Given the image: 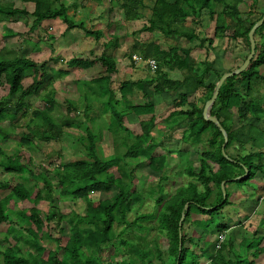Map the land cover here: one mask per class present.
<instances>
[{
	"label": "trees",
	"instance_id": "obj_1",
	"mask_svg": "<svg viewBox=\"0 0 264 264\" xmlns=\"http://www.w3.org/2000/svg\"><path fill=\"white\" fill-rule=\"evenodd\" d=\"M30 1L35 3L31 12L34 20L25 33L27 36L37 33L44 20L61 17L67 29L78 26L96 41L101 39L102 30L85 27L83 22L76 24L73 21L63 0ZM97 1L101 3L103 0ZM109 1L112 7L118 5L123 11V23L139 20L143 11L149 8L146 0ZM259 2L260 0H153L149 17L140 31H158L167 39L174 40V36L179 38L168 48H161L153 41H136L132 45L131 52L139 53L137 55L144 59L157 60L155 75L146 80L125 79L120 82L119 87L112 88L111 76L117 71V64L115 57L105 52L92 59L72 57L67 60L72 67L88 69L99 65L104 68L106 74L94 77L90 82L94 84L92 87L101 85L100 90L94 89V93L107 98L103 100V104L105 110L111 113L108 123L110 131L114 134L119 130L127 131L123 124L126 113H134L139 118L141 133L126 147L123 154L109 158L98 155L96 141L101 133L94 132L89 125L92 120L86 115L89 104L83 110V119L79 118L78 111H75L77 107L71 104H68L67 116L61 117L60 120L52 116L56 106V91L53 88L56 75L70 74L71 71L51 67L49 62L52 59L36 61L28 56L25 50L16 53L13 58L0 53V84L8 86L7 94L0 98V138L7 140L10 137L9 132L1 125L3 118H8L14 125L12 122L20 112L27 115L29 110L33 109L31 98L41 97L42 102L32 111L35 127L21 133L20 143L34 145L37 136L46 141L58 140L69 128L78 126L84 128L85 135L78 137L76 141L81 142L87 150L86 157L63 159L53 166L51 170L56 178L55 182L44 171L31 169L25 162L24 153H5V158L0 161V166L5 172L16 173L25 179L33 174L41 179L44 188L34 190L35 187H29L22 181L13 183L6 180L0 183L3 188H9L8 194L0 198V226L9 224L8 233L4 236L7 245L0 250V264H111V261L105 258V250L113 248L118 250V256L121 255V248L129 254L128 258H119L120 264H152L150 253L153 248L158 253L157 260L164 263L159 243L150 247L151 251H147L143 245L129 242L123 237L130 228H145L143 221L154 218L157 219L159 234L168 239L166 252L173 259L169 264H185L189 244L198 236L196 233L189 236L184 233L187 218H192L193 222L198 223L201 215L205 217L220 213L233 201L230 200L229 184H243L256 179V182L259 180L257 183L264 187V92L260 93L258 89L260 84H264V74L260 71V67L264 65V22L255 31L256 52L250 65L243 72L227 78L211 109L212 114L219 118L228 133L229 141L225 151L231 159L223 154L224 136L221 130L203 116L204 105L211 98L216 85V81L209 80L208 75L213 71L219 79L223 73L220 74L213 68L214 61H198L192 57L193 48L188 46L194 40H199L198 46L209 52L214 49V36L239 41L247 52L243 57L237 54L240 62L228 71L239 67L250 52L249 32L264 16V10H259ZM242 3L247 5L245 14L240 9ZM17 14L27 15L29 12L27 9L0 5L1 18ZM204 14L214 21L213 37L202 38L196 28L187 25L189 18L194 24H199ZM5 36H16V32L8 31ZM108 43L117 47V36H112L110 41L103 44L108 48ZM180 66L186 67L187 72L183 78H173L170 70ZM29 78L32 81L29 82ZM136 85H139L145 99L151 97L152 92L173 95L172 109L166 120L169 121L174 116L180 117V120L174 123L169 121L172 126H176L187 119L183 138H191L194 144H199L207 134L208 146L198 152L197 161L185 167L184 173L191 178L187 185L178 186L173 193H168L166 199L162 194L157 196L156 202L161 211L153 214L140 213L133 220H129L128 215L133 211L135 204L140 202L142 194L134 184V170L126 169L121 164H124L123 160L146 158L149 168L160 174L158 186L162 193L166 192L164 182L168 179L164 173L166 155L155 154L164 146V142L157 140L153 135V129L157 125L156 106L150 100L132 104L131 97ZM200 89L204 90L202 105L189 100L190 96ZM248 144L252 146V150L241 154V150L246 149ZM245 172V177L234 180ZM125 177H128L129 181H125ZM223 181H227L225 199L222 191ZM94 191H111V196L92 199L91 192ZM60 195L84 199L87 203L85 211L82 214L75 212L68 219V214L60 212L54 205ZM43 200L50 204L45 213L38 207L39 202ZM25 202H31L33 205L13 209L14 204ZM187 203L189 206L182 222V247L179 255V223ZM65 223L70 227L66 234ZM52 224L59 227L58 234L52 232ZM116 224L122 226V229L117 231ZM227 229L229 225L226 222L217 223L213 230L214 234L217 232L216 238H208L209 243H199L198 246L203 245L199 250L200 255L207 253L211 258L210 264H254L256 258L264 251V247L260 246L262 237L258 235L259 232L253 233L254 238L258 239L256 244L247 237L242 238L240 250L229 257L225 250L228 246L231 250L234 249L232 239L225 240L221 248H216L219 234L226 233ZM46 239L54 240L56 245L45 244ZM197 258L191 263L199 264V257Z\"/></svg>",
	"mask_w": 264,
	"mask_h": 264
},
{
	"label": "rangeland",
	"instance_id": "obj_2",
	"mask_svg": "<svg viewBox=\"0 0 264 264\" xmlns=\"http://www.w3.org/2000/svg\"><path fill=\"white\" fill-rule=\"evenodd\" d=\"M63 2L68 7V14L76 24L83 22L85 27L102 30L103 35L101 39L96 41L95 38L88 35L78 26L72 29H67V25L61 17L44 20L41 24V28L37 31L38 34L35 32L30 36H27L25 33L28 31L34 20V16L31 14L35 7L34 1L0 0V5H10L14 8L27 9L29 12L27 15H7L3 18L0 16V53L3 52L5 55L13 58L16 56V53H22V51L25 50L26 54L36 61L52 59L51 62H49L51 67L71 71L70 74H63L61 76L56 75V80L53 83V88L56 91V106L52 111V116H54L56 120H60L61 117L67 116V114H69L68 104H71L72 106L74 105L77 107V110L75 111H78L79 118L83 119V110L89 104V111L86 113L87 117L92 119L89 121V125L93 128L94 132L101 133L96 141L98 155L102 158L121 155L126 151V147L134 142L135 137L141 133L139 118L134 113H126L123 124L127 128V131L124 132L123 130H119L117 134L110 131L108 123L111 119V113L110 111L105 110L103 104V100H106L107 98L98 95V93H94V89L98 90L101 85H98L97 89L96 87H92L94 84L90 82L92 77L106 74L104 68L99 65H94L88 69L76 66L72 67L67 63V60H70L72 57L92 59L103 52L112 55L116 59L117 71L111 76V86L112 88H117L119 87L120 82L125 79H132L134 81L146 80L155 75V72L150 71L144 63H138L135 60V62L132 61L131 58H133V56L131 55L139 54L137 52H131L133 50L132 45L136 41H153L161 48H168L175 44V40H178L179 37L174 36L173 40L165 38L158 31H140V28L149 17L150 6H152L153 0H146V4L149 8L146 9L145 12L143 11V16L139 20L127 23L122 22L124 15L121 8L118 5L112 7L109 0H103L101 3L97 0H63ZM240 9L242 13L245 14L247 5L242 3ZM259 10H264V0H260ZM187 25L196 28L199 32V36L202 38L214 36V21H212L207 14L202 16V21L199 24H194L191 22V18H189ZM8 31L9 33L16 32V36L6 37L5 34ZM114 35L118 38V46L112 47L111 44L108 43L110 44L109 47H105L103 43L110 41ZM214 37V49L209 52L205 48L198 46L199 40H194L192 43H189L188 46L193 48L191 52L192 57L198 61L205 59L214 61L213 68L217 69L221 74L228 71L229 68H234L235 64L240 62V58H237V54L243 57L247 50H244V47L239 41L229 40L227 37ZM260 71L264 74V65L260 67ZM186 72L187 68L180 66L174 70H170V75L173 78H183ZM208 79L211 81H218V77L213 71L208 75ZM28 80L29 82L32 81L31 78ZM28 80L26 83H28ZM138 86L139 85H136L134 87V93L131 97L132 104H138L150 100L155 103L156 110L158 111L156 113V122L160 123L161 126L158 125V127L155 128L153 135L157 140H162L165 143V146L164 149H160V152L159 150L156 151L155 154L158 155L160 153H165L168 159H171L172 157L173 159L170 161L168 160L167 162L166 157L164 173H166L168 179L164 182L167 189L164 193L159 190L160 188L158 186L160 174L153 172L149 168V161H147L146 158L138 157L123 160L124 164H121L125 166L126 169L134 170V184L142 194L140 202H137L133 211L129 213V220H133L140 213L153 214L161 211V208L158 207L156 202L157 196L162 194L161 196L166 199L168 198V193H173L178 186L187 185L191 178L184 173L185 167L198 160V152H201L198 151L199 148L203 149L208 146L207 134L204 135L203 141L199 144H194L191 138H188L187 140L183 138L174 139L173 131H176L177 126H172L171 123L180 120V117H171L169 120L171 123L166 120L172 109L174 96L170 93H164L162 95L152 92L151 97L149 96L145 99ZM258 89L260 93H263L264 84H260ZM203 91V89H200L198 92L193 93L189 100L202 105ZM7 92L8 86L4 83L0 84V98L6 95ZM41 102V97H32V108L34 109V107L38 106ZM121 107L122 105L120 108ZM33 109H30L27 115L20 112L18 117L12 122L14 125L10 123L8 118H3L4 121L2 120L3 122L1 125L4 130L9 132L10 137L7 140L0 138V161L5 158V153L13 154L15 152H22L26 156L25 162L29 164L31 169L36 168L44 171L49 177L53 178L52 180L55 182L56 178L54 177L53 170H51L53 166L59 164L63 159L86 157L87 150L81 142L76 141L78 137L85 135V131L83 130V127L74 126L69 128L58 140L53 139L46 141L41 139L40 136H37L34 145L29 146L25 143H20L21 133L28 132V128L34 129L35 127L33 122V118L35 117L32 112ZM262 120L264 122V117ZM187 122L188 120L186 119L179 124H182L183 127ZM166 126L169 127V131L164 133L161 129ZM123 136H125V138H123ZM246 147V149L241 150V154L252 150L250 144ZM115 172L118 175L116 169ZM6 180H11L13 183L22 181L29 187H35L34 190L41 187L44 188L43 182H41V179H38L37 176L30 174L29 178L25 179L16 173L11 174L5 172L0 166V183ZM125 181H129V178L125 177ZM257 182H259V180ZM257 182L256 179L255 181L253 179L243 184H229L228 191L230 192V200H233L234 202L226 205L220 213L216 215L205 217L201 215L198 223L193 222L191 220L192 218L186 219L184 223V233L187 236L196 233L195 235L198 236L193 240V246H191V244L189 245L185 264H192L191 262L193 260L200 257L199 250L203 245L198 246L199 243H208L212 238H216L217 232L214 234L213 230L217 223L226 222L229 226L235 225L236 223L240 224L242 221L239 220L242 219V215L240 214L250 215V211L258 205V196L264 192V187ZM8 192L9 188H3L0 185V198L4 197ZM106 196H111V191L91 192L92 199L99 197L103 198ZM31 205H33L31 202L20 203L19 205L14 204L13 209H20ZM54 205L57 210H60V212L68 214L67 218L70 219L75 212L82 214L85 211L87 203L84 199H76L60 195L56 198ZM38 207L45 213L49 209L50 204L46 200H43L39 202ZM263 207L264 202L262 204L260 203L259 206L255 208V211L252 213L253 216H251V224L264 221V214H261V212L258 213V211L263 210ZM76 219H78V217ZM143 222L146 226L145 228H130L124 233L123 237L128 239L129 242H135L140 246L143 245L147 251H151L150 247L159 243L158 245L163 251L164 263H171L173 259L166 252L168 239L165 235H162L161 233L159 234L156 227L157 219L154 218ZM53 224L55 223L53 222ZM53 224L51 228L52 232L58 234L59 227ZM245 224H248V222ZM245 224L238 227V230L234 231V233L227 230V239L238 241L247 237L249 240L253 241V244H256L258 239L254 238L253 230H249L251 224L248 226ZM115 226L117 231L122 229V226L117 224ZM242 227L246 228L242 229ZM8 229V223H4L0 226V250L7 245L4 236L7 235ZM69 229V225L66 224L64 234H66ZM199 236L202 237L198 238ZM44 243L49 246L56 245L55 241L52 239H46ZM238 246L237 243L236 248H238ZM145 249L144 251H146ZM30 250H33V248H30ZM120 250L121 252L119 253H121V255L118 256V254H116L118 253L117 249H106L105 258L107 261H111V264H120L119 258L125 259L129 257V254H127L128 252H126L125 249L123 250V248H121ZM204 254L206 255L207 253ZM242 254H245V252H242ZM157 256L158 253L156 252V249L153 248L150 253L152 264H164L160 260H157Z\"/></svg>",
	"mask_w": 264,
	"mask_h": 264
},
{
	"label": "water",
	"instance_id": "obj_3",
	"mask_svg": "<svg viewBox=\"0 0 264 264\" xmlns=\"http://www.w3.org/2000/svg\"><path fill=\"white\" fill-rule=\"evenodd\" d=\"M264 22V16L262 18H260L254 25L253 27L251 28L250 32H249V39H250V52L248 54V56L245 58V60L243 61V63L231 70V71H226L224 72L221 77L218 79V81L216 82V85H215V88H214V91H213V94L211 96L210 99H208L204 105V109H203V116L206 120H209V121H212L214 122L218 128L221 130L223 136H224V142L222 144V151H223V154L224 156H226L227 158L231 159L230 157H228V154L226 153L225 151V147H226V144L228 143L229 141V136H228V133L226 131V129L224 128V126L221 124L219 118L215 115L212 114L211 112V109H212V106L213 104L215 103L218 95H219V92H220V88L222 86L223 83H225V81L227 80V78L231 77V76H234V75H237L241 72H243L251 63L254 55H255V52H256V39H255V31L258 27H260ZM247 171V170H246ZM247 175V172L241 176H237L234 178V180H238V179H241L243 177H245ZM227 181H223L222 182V191H223V195H224V199L226 197V184ZM188 206H189V203H187L185 205V208H184V211L182 212V216H181V219H180V226H179V234H180V247H179V255L181 253V247H182V240H181V237H182V222L185 218V215H186V210L188 209ZM216 207V206H214ZM210 209L212 207H209Z\"/></svg>",
	"mask_w": 264,
	"mask_h": 264
},
{
	"label": "crops",
	"instance_id": "obj_4",
	"mask_svg": "<svg viewBox=\"0 0 264 264\" xmlns=\"http://www.w3.org/2000/svg\"><path fill=\"white\" fill-rule=\"evenodd\" d=\"M146 10H144V12H145ZM92 78H94V77H92ZM91 78V79H92ZM164 93H162V95H163ZM154 105H155V103H154ZM156 106V105H155ZM157 111V110H156ZM158 112V111H157ZM158 125H160V123H157V125L154 127V129H153V131L155 130V128L156 127H158ZM161 126V125H160ZM177 127V129H176V131H173L174 132V134H173V138L174 139H179V138H183V133H184V130L187 128V126H186V124H185V126H183L182 127V124H178V125H176ZM164 133L165 132H167V131H169V127L168 126H166V127H163L162 129H161ZM154 133V132H153ZM158 133V132H157ZM156 133V134H157ZM184 139V138H183ZM249 145V144H248ZM164 146H165V143H164ZM164 146H162L161 148H159L158 150H159V152H160V149H164ZM247 146V145H246ZM247 148V147H246ZM157 150V151H158ZM203 149H198V151H202ZM163 152H164V150H163ZM160 154H164L165 155V153H160ZM167 157V156H166ZM171 158V157H170ZM173 159V157L171 158V159H168V157H167V162H168V160L170 161V160H172ZM185 170V169H184ZM153 171V170H152ZM153 172H155V171H153ZM263 183H264V181H262ZM167 190V189H166ZM246 198V197H245ZM258 205H256L251 211H250V215H244V214H240V215H242V219H239L240 221H241V223L240 224H235V225H231V226H229V229H227V230H230V231H232V233H234V231H237L238 230V227H240L241 225H243V224H245V223H247L248 222V224H245V225H249V224H251V216H253L252 215V213L255 211V208H257V206H259V204L261 203H263L264 202V192L263 193H261V195L260 196H258ZM244 200V199H243ZM232 202H234V201H232ZM258 209H259V207H258ZM261 212V214H264V207H263V210L262 211H258V213H260ZM264 216V215H263ZM261 218V217H260ZM259 218V219H260ZM238 221V220H237ZM246 227H242V229H245ZM250 231H252L253 230V233L254 232H256V231H258L259 232V236H261L262 237V240H261V243H260V246H262V247H264V221H260V222H257L256 224H251V228L249 229ZM242 240V239H241ZM241 240H234V239H232V246L234 247V249L233 250H231L230 248H229V246H228V248L225 250V254L227 255V256H229V257H232L234 254H235V251H239L240 250V242H241ZM209 243V242H208ZM237 243H238V248H236V245H237ZM191 244V243H190ZM189 244V245H190ZM191 246H193V243L191 244ZM210 256L209 255H205V254H203V255H200V260H199V264H210V262H211V258H209ZM264 251L256 258V260H255V263L254 264H264ZM261 261V262H260Z\"/></svg>",
	"mask_w": 264,
	"mask_h": 264
},
{
	"label": "built area",
	"instance_id": "obj_5",
	"mask_svg": "<svg viewBox=\"0 0 264 264\" xmlns=\"http://www.w3.org/2000/svg\"><path fill=\"white\" fill-rule=\"evenodd\" d=\"M133 59L138 63H144L152 72H155L158 66L157 60L154 58L144 59L142 56L134 54ZM227 239L225 233H220L217 242V249L221 248L222 243Z\"/></svg>",
	"mask_w": 264,
	"mask_h": 264
},
{
	"label": "clouds",
	"instance_id": "obj_6",
	"mask_svg": "<svg viewBox=\"0 0 264 264\" xmlns=\"http://www.w3.org/2000/svg\"><path fill=\"white\" fill-rule=\"evenodd\" d=\"M226 233H227V231H226ZM226 233H225V234H226ZM226 237H227V235H226ZM226 240H227V239H226ZM216 248H217V247H216Z\"/></svg>",
	"mask_w": 264,
	"mask_h": 264
}]
</instances>
